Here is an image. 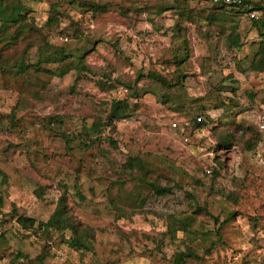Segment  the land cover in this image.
Returning a JSON list of instances; mask_svg holds the SVG:
<instances>
[{"label":"rangeland","instance_id":"obj_1","mask_svg":"<svg viewBox=\"0 0 264 264\" xmlns=\"http://www.w3.org/2000/svg\"><path fill=\"white\" fill-rule=\"evenodd\" d=\"M254 2L255 21L209 0L6 2L0 264H174L188 250L200 259L185 264H264ZM121 101L127 117L111 124ZM63 199L92 230L89 251L38 229Z\"/></svg>","mask_w":264,"mask_h":264},{"label":"trees","instance_id":"obj_2","mask_svg":"<svg viewBox=\"0 0 264 264\" xmlns=\"http://www.w3.org/2000/svg\"><path fill=\"white\" fill-rule=\"evenodd\" d=\"M9 1H12V0H0V20L5 19L7 6H8L6 2H9ZM209 2L217 10L227 11L232 14L234 13L238 16L242 15L246 18H250V12H251L250 10L246 9L245 7L246 5L253 6L252 11L256 13L259 12L257 4L254 2V0H244V5L239 8L216 5L213 3V0H209ZM13 11L15 12V18L12 19L14 23H18L19 20L24 18L23 12L20 8L15 7ZM251 20L255 21V19H251ZM258 55L264 58V47H261V49H259ZM18 69H19V73L26 72L22 66H20ZM50 74H53V73L50 72ZM160 81H163V80H160ZM259 92L261 96L259 95V98L257 100V112L260 113L261 112L260 106L262 104V100L264 97H263L261 90ZM128 108H129V105L124 101L114 103L112 106V112L109 118L111 124L115 121L125 119L127 117L126 115H127ZM193 123H194L193 124L194 129H202L203 126L206 125L204 121L202 120V117L195 118ZM186 125H188V123ZM95 129L97 130V132H99V130L96 127L92 128L91 130L94 131ZM230 141H231V136L223 137L222 142L226 144H222V146L229 145L228 143H230ZM149 187L154 195H157L160 197L170 195L173 192L171 187H161L156 184H151L149 185ZM2 207H3V200L2 198H0V208ZM23 222H30V221L24 220ZM38 229L41 230L43 233H52V232H58L61 234L70 233V237L66 243L70 248L76 249L79 251H89L88 243L91 244L92 240H94V235L92 234V230L89 228H85V229L80 228L78 224L76 223V221L70 216L68 206L64 199L59 202L58 207L56 208L51 218L46 223L40 224ZM189 259L199 260L200 257L197 254V252L193 250H188L186 252H181L177 254L174 257L173 262L174 264H185L187 260Z\"/></svg>","mask_w":264,"mask_h":264},{"label":"built area","instance_id":"obj_3","mask_svg":"<svg viewBox=\"0 0 264 264\" xmlns=\"http://www.w3.org/2000/svg\"><path fill=\"white\" fill-rule=\"evenodd\" d=\"M213 3L216 5L239 8V7H242L244 5V0H213ZM245 7H246V9L251 11L250 12V18L251 19H257L256 12L252 11L253 6L246 5ZM260 90H261L263 97H264V73L261 74ZM260 107H261V112L258 115V125L261 129H264V98L262 100V104ZM173 127L178 128V125L174 124ZM0 220H1V217H0Z\"/></svg>","mask_w":264,"mask_h":264}]
</instances>
